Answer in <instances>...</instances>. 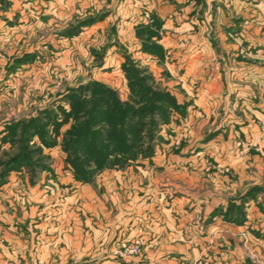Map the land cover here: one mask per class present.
I'll list each match as a JSON object with an SVG mask.
<instances>
[{
	"label": "rangeland",
	"instance_id": "obj_1",
	"mask_svg": "<svg viewBox=\"0 0 264 264\" xmlns=\"http://www.w3.org/2000/svg\"><path fill=\"white\" fill-rule=\"evenodd\" d=\"M204 2L0 0V264H169L175 254L141 257L156 214L174 222L165 240L185 248L175 264H230L226 235L244 262L264 264V91L238 100L240 84L222 85L220 105L198 100ZM129 67L177 107L145 121L133 157L102 121L70 147L69 131L92 121L64 120L72 98L90 102L96 84L131 103ZM102 141L103 163L90 159Z\"/></svg>",
	"mask_w": 264,
	"mask_h": 264
},
{
	"label": "crops",
	"instance_id": "obj_2",
	"mask_svg": "<svg viewBox=\"0 0 264 264\" xmlns=\"http://www.w3.org/2000/svg\"><path fill=\"white\" fill-rule=\"evenodd\" d=\"M204 1L205 9L210 10V15L202 22L198 23L196 20L193 31V41L196 44L194 77L200 91L198 100L201 102L209 98L216 100L217 97L218 100L209 105H220L226 100L222 98L224 90L222 85L225 86V91L231 94H235L240 89L239 86L246 91L245 94L237 92L234 99L252 97L255 100L264 91V0ZM208 32L211 37H208ZM189 64L190 62L186 63L187 68L191 66ZM240 74H243V77L241 76L243 80L237 78ZM249 91L252 92V96H248ZM152 218L146 222L150 223L149 230L153 229L156 233L152 230L154 235L147 243L146 257L144 255L141 257L146 258L145 260H162L168 259L167 257L172 254H175V257L184 255L185 248L180 243L181 238L179 241H173L176 243L165 240L166 235L169 236L174 231V222L170 221L169 216L167 220H163L157 214L152 215ZM165 228H169V234L165 233L167 232ZM132 233L134 234V231ZM226 237L228 238L224 237L222 241H226L228 245L227 260L231 262L230 264L237 260V263L241 264L244 259H241L243 252L239 244L235 237L229 238V235ZM217 239L216 236V242ZM175 257L170 258L169 264H175ZM139 260L135 262L138 263ZM242 264L250 262L243 261Z\"/></svg>",
	"mask_w": 264,
	"mask_h": 264
},
{
	"label": "trees",
	"instance_id": "obj_3",
	"mask_svg": "<svg viewBox=\"0 0 264 264\" xmlns=\"http://www.w3.org/2000/svg\"><path fill=\"white\" fill-rule=\"evenodd\" d=\"M125 72L127 78L130 80L131 103H119L116 99V94L112 90L96 84L93 86L90 102L85 99L81 100L78 96L72 98L70 112L64 111L66 114L64 120L66 121L70 117L76 118L78 115L86 114L87 120L92 121L91 123L87 122V126L79 134L75 135L74 138L71 137V130L69 131L70 139L73 140L72 142L70 140V147L72 146L74 148V139L79 136H84L83 138L89 135H92L93 138L97 137V131H92L89 127L92 123L102 121L110 124L109 129L106 131L109 134L110 141L115 146H118V148H122V153H129L128 155L133 157L135 155L134 148L136 147L133 145L134 143H140L139 140H141V134L145 130V123H149L150 126L156 125V120L153 118L154 115L164 120L169 115L167 109L169 107L171 109L172 107H177L176 102L169 94L164 92H151L145 84V79L137 76L138 71L129 67L125 68ZM133 123L136 124L134 127H132ZM56 130L58 129L55 128ZM128 135H130V138ZM83 138L77 141L78 145L83 143ZM108 148L109 145L106 141H102V157L99 155V147L95 151H90L92 153L90 159H100L103 163L105 160L103 152H107ZM78 157L79 155L77 157L74 156L73 161H71L72 164L79 165L76 161H81L82 159Z\"/></svg>",
	"mask_w": 264,
	"mask_h": 264
},
{
	"label": "built area",
	"instance_id": "obj_4",
	"mask_svg": "<svg viewBox=\"0 0 264 264\" xmlns=\"http://www.w3.org/2000/svg\"><path fill=\"white\" fill-rule=\"evenodd\" d=\"M133 252H136V250H134V251L132 250V251H131V253H133Z\"/></svg>",
	"mask_w": 264,
	"mask_h": 264
}]
</instances>
